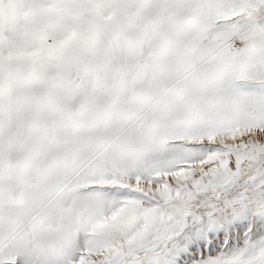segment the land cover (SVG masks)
<instances>
[{
    "label": "snow or ice",
    "instance_id": "6c2138e0",
    "mask_svg": "<svg viewBox=\"0 0 264 264\" xmlns=\"http://www.w3.org/2000/svg\"><path fill=\"white\" fill-rule=\"evenodd\" d=\"M0 264H264V0H0Z\"/></svg>",
    "mask_w": 264,
    "mask_h": 264
}]
</instances>
